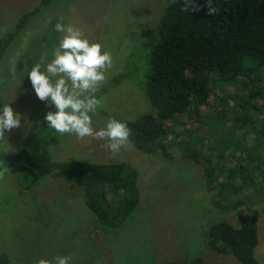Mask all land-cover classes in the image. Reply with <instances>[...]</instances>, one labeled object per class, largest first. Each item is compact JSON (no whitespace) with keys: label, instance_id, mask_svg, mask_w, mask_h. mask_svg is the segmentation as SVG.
I'll return each mask as SVG.
<instances>
[{"label":"rangeland","instance_id":"rangeland-1","mask_svg":"<svg viewBox=\"0 0 264 264\" xmlns=\"http://www.w3.org/2000/svg\"><path fill=\"white\" fill-rule=\"evenodd\" d=\"M38 2L0 0V36ZM164 7V0H54L0 55V108L9 104L21 115L20 127L5 131L0 151L25 149L44 163L127 162L139 169L141 192L133 214L120 227L109 229L97 224L76 185L58 169H43L41 175L37 171L35 183L22 189L19 166L8 167L0 180V249L8 264L69 255L70 264H238L232 255L211 250L206 233L220 220L237 226L236 211L249 209L259 214L254 254L264 262V69L250 79L238 75L227 83L213 76L206 104L194 103L192 113L168 122L162 140L166 154L141 151L131 143L113 154L104 140L49 129L45 116L56 109L37 97L27 75L35 63L46 68L53 59L65 34L55 30L62 18L65 26L79 28L112 57L95 93L102 105L92 115L94 130L116 116L135 119L150 110L136 85L147 72L154 40L153 33H143L156 28ZM125 65L131 75L109 86ZM187 137L207 160L197 156L198 163L185 157L181 140ZM209 171L224 185L212 190L215 182L208 184Z\"/></svg>","mask_w":264,"mask_h":264},{"label":"trees","instance_id":"trees-1","mask_svg":"<svg viewBox=\"0 0 264 264\" xmlns=\"http://www.w3.org/2000/svg\"><path fill=\"white\" fill-rule=\"evenodd\" d=\"M53 1L39 0L4 31L0 36V55L27 27L29 20ZM164 1L156 28L143 33L144 37L153 33L154 40L149 45L147 72L136 83L150 110L135 119L119 116L115 119L127 123L131 129L129 143L136 149L146 152L156 149L166 154L162 140L166 137L168 122L176 116L192 113L194 103L206 104L213 76L227 83L238 75L250 79V75L264 69V0H212L218 8L214 16L208 15L207 0H193V10L188 12L181 11L184 0ZM126 65L111 78L109 86H116L131 75ZM195 148L197 144L192 138L181 140L185 157L198 163L201 161L197 156L207 160L201 152L197 154ZM261 164L258 162L255 168H260ZM0 166H19L17 178L22 189L35 183L37 171L41 175L43 169H58L65 179L76 185L83 204L104 228L115 229L125 223L141 198L139 169L123 161L44 163L36 161L23 149L15 153L0 151ZM211 173L209 171L208 184L215 182L212 190L223 186ZM241 181L245 183L246 179ZM217 198L214 202L218 206ZM235 216L237 226L225 220L209 226L208 247L219 254L232 255L238 264H264L254 254L258 243V212L238 210ZM0 264H8L7 254L1 249Z\"/></svg>","mask_w":264,"mask_h":264},{"label":"clouds","instance_id":"clouds-1","mask_svg":"<svg viewBox=\"0 0 264 264\" xmlns=\"http://www.w3.org/2000/svg\"><path fill=\"white\" fill-rule=\"evenodd\" d=\"M175 3L176 0H170ZM208 15L218 14L212 0H207ZM193 10V0H184L181 11ZM195 10H199L196 8ZM55 30L65 33L53 51V59L43 67L35 63L28 72L32 87L41 101H49L55 111H48L45 120L48 128L59 134H75L79 139L92 137L104 140L103 145L113 154L129 144L131 129L126 122L109 118L106 127L94 130L92 115L102 105L95 95L105 81V72L112 65L108 51L102 45L89 41L79 28L65 26L62 18ZM50 98V100H49ZM21 115L9 104L0 108V141H5V131L19 128ZM10 171L0 166V180ZM72 257L56 256L52 260L40 259L36 264H70Z\"/></svg>","mask_w":264,"mask_h":264}]
</instances>
